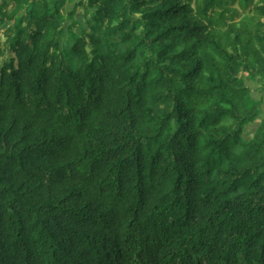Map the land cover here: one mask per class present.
<instances>
[{
    "label": "trees",
    "instance_id": "1",
    "mask_svg": "<svg viewBox=\"0 0 264 264\" xmlns=\"http://www.w3.org/2000/svg\"><path fill=\"white\" fill-rule=\"evenodd\" d=\"M70 1L0 0V264H264V0Z\"/></svg>",
    "mask_w": 264,
    "mask_h": 264
},
{
    "label": "rangeland",
    "instance_id": "2",
    "mask_svg": "<svg viewBox=\"0 0 264 264\" xmlns=\"http://www.w3.org/2000/svg\"><path fill=\"white\" fill-rule=\"evenodd\" d=\"M32 1V0H29ZM81 0H72L70 2H68L66 4V6L63 8L62 12L66 17V21H65V29L67 30V28L69 27V25L74 22L75 23V27L73 28V31L75 33H77L78 35H81L83 33V31L86 29L87 31H89L88 28V24L85 21L84 18V12L82 7H78L76 12L73 15V18H69L68 16V12L73 9L74 5L79 2ZM87 1V0H85ZM69 36V33L66 34V37ZM66 37L63 41V43H66ZM243 76L245 78V82L248 86L251 87L252 89V95L253 97H255L256 99H262V106H261V113L259 114V116L255 119V121H253L252 123H250L249 125L246 126L245 128V132H244V136L246 137L247 140H250L251 138L254 137V135L256 134L258 128L261 125H264V88L262 89L261 86L258 84V82L256 81H252L248 78V76L246 75V73L243 71Z\"/></svg>",
    "mask_w": 264,
    "mask_h": 264
}]
</instances>
